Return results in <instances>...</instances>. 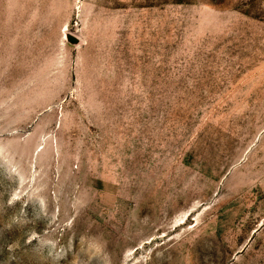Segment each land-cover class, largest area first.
Masks as SVG:
<instances>
[{
	"label": "rangeland",
	"instance_id": "rangeland-1",
	"mask_svg": "<svg viewBox=\"0 0 264 264\" xmlns=\"http://www.w3.org/2000/svg\"><path fill=\"white\" fill-rule=\"evenodd\" d=\"M0 264H264V0H0Z\"/></svg>",
	"mask_w": 264,
	"mask_h": 264
}]
</instances>
